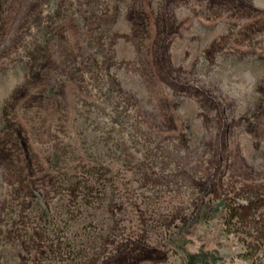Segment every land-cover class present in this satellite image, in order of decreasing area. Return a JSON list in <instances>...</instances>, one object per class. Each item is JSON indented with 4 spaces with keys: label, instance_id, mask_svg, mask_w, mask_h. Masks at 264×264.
Returning <instances> with one entry per match:
<instances>
[{
    "label": "rangeland",
    "instance_id": "1",
    "mask_svg": "<svg viewBox=\"0 0 264 264\" xmlns=\"http://www.w3.org/2000/svg\"><path fill=\"white\" fill-rule=\"evenodd\" d=\"M0 264H264V0H0Z\"/></svg>",
    "mask_w": 264,
    "mask_h": 264
}]
</instances>
